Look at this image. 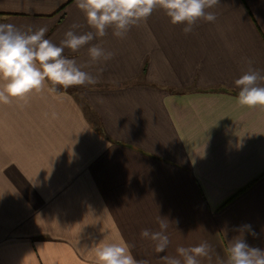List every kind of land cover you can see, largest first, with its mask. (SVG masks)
<instances>
[{
	"label": "crops",
	"instance_id": "obj_1",
	"mask_svg": "<svg viewBox=\"0 0 264 264\" xmlns=\"http://www.w3.org/2000/svg\"><path fill=\"white\" fill-rule=\"evenodd\" d=\"M211 11L189 35L160 9L124 39L109 29L97 84L0 105V264H95L93 242L119 237L149 264L207 241L200 264H221L243 225L264 250V109L238 105L234 85L248 59L264 70V0ZM0 23L46 26L55 44L91 30L75 0H0ZM159 216L163 253L140 235Z\"/></svg>",
	"mask_w": 264,
	"mask_h": 264
},
{
	"label": "clouds",
	"instance_id": "obj_2",
	"mask_svg": "<svg viewBox=\"0 0 264 264\" xmlns=\"http://www.w3.org/2000/svg\"><path fill=\"white\" fill-rule=\"evenodd\" d=\"M220 0H75V7L85 17L90 31L83 33L72 24L59 44L45 38L46 26L21 27L0 23V105L13 100L24 101L32 93L41 92L47 84L64 89L97 84L105 70L104 65L115 53L103 47V40L111 29L113 37L126 38L133 27L146 23L156 9L162 10L172 25H184L182 32L189 35L200 21L215 23L217 15L211 9ZM97 40V43H91ZM86 45L87 59L78 62L64 55L65 49L79 52ZM247 70L235 79L238 88L236 102L240 106L264 109V70L253 67L248 59ZM95 69V75L87 69ZM159 231L142 229L141 237L154 242L155 251L163 253L170 244L166 230L169 222L158 217ZM241 235L228 240L226 260L221 264H264V250L249 246L243 236L248 231L257 235L251 225H243ZM95 264H149L137 260L122 237L113 241L102 239L93 242L89 249ZM207 241L196 246L176 248V256H162L164 264H200L201 257L209 256Z\"/></svg>",
	"mask_w": 264,
	"mask_h": 264
}]
</instances>
